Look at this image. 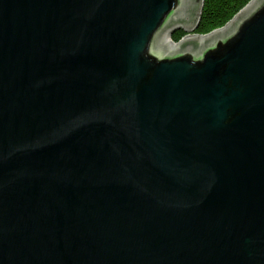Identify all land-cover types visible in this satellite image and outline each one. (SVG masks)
<instances>
[{"label":"water","instance_id":"obj_1","mask_svg":"<svg viewBox=\"0 0 264 264\" xmlns=\"http://www.w3.org/2000/svg\"><path fill=\"white\" fill-rule=\"evenodd\" d=\"M203 6L0 0V264H264V0Z\"/></svg>","mask_w":264,"mask_h":264},{"label":"trees","instance_id":"obj_2","mask_svg":"<svg viewBox=\"0 0 264 264\" xmlns=\"http://www.w3.org/2000/svg\"><path fill=\"white\" fill-rule=\"evenodd\" d=\"M252 0H204L202 15L195 31L198 35H207L226 26ZM186 33L177 31L172 35L174 42L180 41Z\"/></svg>","mask_w":264,"mask_h":264},{"label":"rangeland","instance_id":"obj_3","mask_svg":"<svg viewBox=\"0 0 264 264\" xmlns=\"http://www.w3.org/2000/svg\"><path fill=\"white\" fill-rule=\"evenodd\" d=\"M184 38V37H183ZM171 39H172V36H171ZM173 41V40H172ZM181 41V40H180ZM180 41H178V42H180ZM174 42V41H173ZM178 42H174V43H178Z\"/></svg>","mask_w":264,"mask_h":264}]
</instances>
